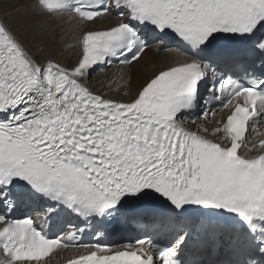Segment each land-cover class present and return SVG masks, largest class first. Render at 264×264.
I'll return each mask as SVG.
<instances>
[{
    "label": "snow or ice",
    "instance_id": "obj_1",
    "mask_svg": "<svg viewBox=\"0 0 264 264\" xmlns=\"http://www.w3.org/2000/svg\"><path fill=\"white\" fill-rule=\"evenodd\" d=\"M35 14L73 43L0 16V264H264V0ZM153 45L175 55L134 84Z\"/></svg>",
    "mask_w": 264,
    "mask_h": 264
},
{
    "label": "bare ground",
    "instance_id": "obj_2",
    "mask_svg": "<svg viewBox=\"0 0 264 264\" xmlns=\"http://www.w3.org/2000/svg\"><path fill=\"white\" fill-rule=\"evenodd\" d=\"M13 7H10V4H3V9H22L24 12L18 13L14 17H12L11 25L12 27L16 28L17 30H23L26 29L28 31L32 30V28L37 29V33L47 32L50 29H54L55 33L57 34L56 37L53 38V44L56 43V39L59 36L64 37V43H73V36L70 32L65 31V25H63L62 22H53L49 20L46 17H40L35 14V0H22L20 3L19 0H16L14 4H12ZM26 5V7H24ZM8 11V10H7ZM22 20H27V23H20ZM6 21V20H5ZM7 22V21H6ZM113 22V19L109 20H101L97 24L93 25L95 28H104L107 25L111 24ZM9 23V22H7ZM10 24V23H9ZM39 30V31H38ZM27 32V31H26ZM39 33V34H40ZM37 34V35H39ZM175 53H165V52H159L157 51V48H151L147 55L144 57L142 62L137 66L136 69H133V83H138L142 81L144 78L150 76L154 71H156L159 68H162L169 62L172 56H174ZM146 60V62H144ZM115 72L116 69H113ZM113 71L111 74L104 72L103 74H99V76L95 77V86L101 87V89L104 87V84L107 82L108 79L112 78ZM106 73V74H105ZM99 83V84H97ZM90 84V83H89ZM98 85V86H97ZM92 87V83L89 85ZM93 88V87H92ZM98 89V88H97ZM63 254V252H59L58 256ZM69 258V257H68ZM64 258L62 260L68 259ZM54 261L52 264H59L62 262V260L59 257L53 258Z\"/></svg>",
    "mask_w": 264,
    "mask_h": 264
},
{
    "label": "rangeland",
    "instance_id": "obj_3",
    "mask_svg": "<svg viewBox=\"0 0 264 264\" xmlns=\"http://www.w3.org/2000/svg\"><path fill=\"white\" fill-rule=\"evenodd\" d=\"M16 0H4V3L3 4H10V7L9 8H11V7H13V5L12 4H14V2H15ZM20 1V3L22 2V0H19ZM24 7H26V5H24ZM2 7H0V9H1ZM9 8L8 9H3V10H0V16H2L7 22H9L10 23V25H11V19H12V17H14L15 15H17L18 13H21V12H24L22 9H10L9 10ZM8 10V11H7ZM12 26V25H11ZM33 29H35V32H37V29L36 28H32V30ZM32 30H30V31H32ZM18 31H22V32H28V30H26V29H23V30H18ZM39 31V30H38ZM42 32V31H41ZM40 33V32H39ZM39 33H37V34H39ZM144 62H146V60H144ZM112 71H113V69H111V70H109V71H107V73H109V74H111L112 73ZM114 72V71H113ZM106 74V73H105ZM99 76V73H96V74H94V76H92V78H91V80H90V84L92 83V87L94 88V89H101V87H97L96 88V86H95V77L97 78ZM97 84H99V83H97ZM98 86V85H97Z\"/></svg>",
    "mask_w": 264,
    "mask_h": 264
}]
</instances>
